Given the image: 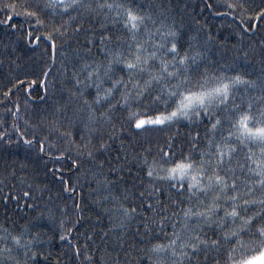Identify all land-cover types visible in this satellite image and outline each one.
<instances>
[{
	"label": "snow or ice",
	"instance_id": "6c2138e0",
	"mask_svg": "<svg viewBox=\"0 0 264 264\" xmlns=\"http://www.w3.org/2000/svg\"><path fill=\"white\" fill-rule=\"evenodd\" d=\"M0 264H264V0H0Z\"/></svg>",
	"mask_w": 264,
	"mask_h": 264
},
{
	"label": "trees",
	"instance_id": "16d2710c",
	"mask_svg": "<svg viewBox=\"0 0 264 264\" xmlns=\"http://www.w3.org/2000/svg\"><path fill=\"white\" fill-rule=\"evenodd\" d=\"M17 51H20V50L18 49ZM22 55H23V53H22ZM18 62H19V61H18Z\"/></svg>",
	"mask_w": 264,
	"mask_h": 264
}]
</instances>
